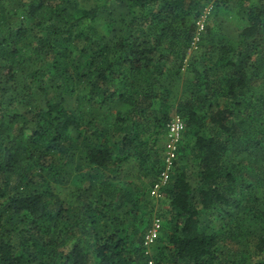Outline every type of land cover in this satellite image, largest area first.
Masks as SVG:
<instances>
[{"label":"trees","instance_id":"16d2710c","mask_svg":"<svg viewBox=\"0 0 264 264\" xmlns=\"http://www.w3.org/2000/svg\"><path fill=\"white\" fill-rule=\"evenodd\" d=\"M156 211L155 264H264V0H0V264H148Z\"/></svg>","mask_w":264,"mask_h":264},{"label":"built area","instance_id":"2783aa9c","mask_svg":"<svg viewBox=\"0 0 264 264\" xmlns=\"http://www.w3.org/2000/svg\"><path fill=\"white\" fill-rule=\"evenodd\" d=\"M204 20L205 18L203 17L202 20L198 23L199 32L202 31L204 28ZM183 129H184V124L182 120L178 116H176L168 127L169 141L167 144L166 158L164 161V171L162 173L161 180L150 191L152 196L156 199H158L161 196V190L168 181L169 172L173 166L174 160L176 159L177 147H178V143L180 141ZM162 229H163L162 220L159 217H154L151 223V227L148 230L145 236V239H144V246L146 248V254L151 257V260L149 261L148 264H155L154 260L152 259V253H153L152 248L155 242L160 237Z\"/></svg>","mask_w":264,"mask_h":264},{"label":"rangeland","instance_id":"374dc122","mask_svg":"<svg viewBox=\"0 0 264 264\" xmlns=\"http://www.w3.org/2000/svg\"><path fill=\"white\" fill-rule=\"evenodd\" d=\"M214 13V8H213V3L209 4L207 7L204 8V12H203V17L206 18L208 17L210 14H213ZM220 16L226 20L228 23L230 24H237V22L239 21V18L237 15H235L233 12L231 11H228V12H225L224 10L220 12ZM168 141H169V137H168V133H167V138H166V143H163L162 144V147H165L164 148V151H165V155H166V152H167V144H168ZM166 158V157H165ZM151 194V192H150ZM151 198L156 202L157 204V207L161 204V199H162V196H160L158 199L154 198L151 194ZM158 211V210H157ZM155 212V215L154 217H159V214L158 212ZM161 220H162V223L163 222V219L161 217H159ZM157 242V241H156ZM155 242V244H156ZM154 244V245H155ZM154 249V246L152 248V251Z\"/></svg>","mask_w":264,"mask_h":264}]
</instances>
